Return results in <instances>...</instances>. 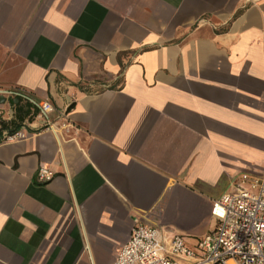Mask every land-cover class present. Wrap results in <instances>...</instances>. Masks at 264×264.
<instances>
[{"label": "crops", "instance_id": "obj_1", "mask_svg": "<svg viewBox=\"0 0 264 264\" xmlns=\"http://www.w3.org/2000/svg\"><path fill=\"white\" fill-rule=\"evenodd\" d=\"M1 121L0 264H113L142 223L194 243L264 176V0H0Z\"/></svg>", "mask_w": 264, "mask_h": 264}, {"label": "built area", "instance_id": "obj_2", "mask_svg": "<svg viewBox=\"0 0 264 264\" xmlns=\"http://www.w3.org/2000/svg\"><path fill=\"white\" fill-rule=\"evenodd\" d=\"M47 118L50 102L40 106ZM24 134L15 132L7 139ZM54 171L42 166L36 181L48 183ZM214 229L194 243L179 232L150 224L133 228L113 264H264V176L240 175L231 189L213 201Z\"/></svg>", "mask_w": 264, "mask_h": 264}, {"label": "trees", "instance_id": "obj_3", "mask_svg": "<svg viewBox=\"0 0 264 264\" xmlns=\"http://www.w3.org/2000/svg\"><path fill=\"white\" fill-rule=\"evenodd\" d=\"M10 128L8 123H5L3 121L0 122V134L4 129ZM14 130H11L10 132L12 133Z\"/></svg>", "mask_w": 264, "mask_h": 264}, {"label": "rangeland", "instance_id": "obj_4", "mask_svg": "<svg viewBox=\"0 0 264 264\" xmlns=\"http://www.w3.org/2000/svg\"><path fill=\"white\" fill-rule=\"evenodd\" d=\"M172 213H173V214H172L171 216H174V212H172ZM188 216H189V215H187V214H186V215H185V217H182V218H183V220H185V221H186ZM202 231H203V230H202ZM199 233H200V232H199Z\"/></svg>", "mask_w": 264, "mask_h": 264}]
</instances>
